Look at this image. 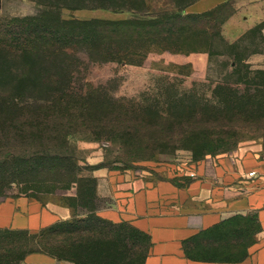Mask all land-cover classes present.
<instances>
[{
  "label": "rangeland",
  "instance_id": "rangeland-1",
  "mask_svg": "<svg viewBox=\"0 0 264 264\" xmlns=\"http://www.w3.org/2000/svg\"><path fill=\"white\" fill-rule=\"evenodd\" d=\"M119 1H0V207L7 203L2 212H8L22 197L76 203L72 172L93 176L97 195L91 206L118 224V261L141 264L148 235L127 215L121 221L106 216L119 207L115 187L167 179L185 186L199 164L207 163L210 176L212 161L242 144L264 150V0H230L209 9L191 32L174 34L159 26L147 33L126 31L121 50L108 46L111 35L93 28L91 20L146 15L72 8L140 0ZM148 1L149 15L156 16L169 0ZM218 2L199 0L189 6L196 12L188 7L186 13L206 12ZM48 91L69 100L58 107L60 114L93 106L112 121L110 129L126 136L90 141L66 135L77 128L61 118L53 130L20 129L25 118L45 110ZM70 99L79 102L68 105ZM17 237L23 235L0 227V262L26 253L22 247L7 251Z\"/></svg>",
  "mask_w": 264,
  "mask_h": 264
},
{
  "label": "crops",
  "instance_id": "crops-1",
  "mask_svg": "<svg viewBox=\"0 0 264 264\" xmlns=\"http://www.w3.org/2000/svg\"><path fill=\"white\" fill-rule=\"evenodd\" d=\"M226 1L219 0L203 11ZM212 162V175L203 162L182 187L168 179L115 187L119 207L106 216L115 214L121 221L120 215H127L149 236L142 264H264L263 147L242 144L234 154ZM6 204L0 207V227L36 231L72 216L65 205L25 197L2 212ZM25 262L71 264L41 253L28 255Z\"/></svg>",
  "mask_w": 264,
  "mask_h": 264
},
{
  "label": "trees",
  "instance_id": "trees-1",
  "mask_svg": "<svg viewBox=\"0 0 264 264\" xmlns=\"http://www.w3.org/2000/svg\"><path fill=\"white\" fill-rule=\"evenodd\" d=\"M117 3H120L119 0ZM127 1V0H122ZM169 0L164 4L165 10L162 15L150 16L148 0H140L138 3H131L128 1L126 4H93L88 6H75L73 9L80 8H105L111 10H129L135 14L143 15L146 18H131L126 20H105V19H94L91 20L93 28H101L103 33L111 35L112 39L106 43L108 46H114L116 48H123L120 43V36L122 33L141 31L147 33L148 30L159 26L160 30L164 32L178 33V32H191V27L202 24L203 18L210 14L206 11L203 13H186V9L193 5L199 0ZM230 0L223 2L213 9L219 10L224 7ZM173 2L172 7L167 9ZM58 14H60L58 12ZM61 23H67L59 19ZM87 23V22H86ZM151 23H155L152 24ZM77 24V23H76ZM78 30V29H77ZM133 41L128 42V46H131ZM111 53V52H110ZM48 99L47 103L43 106L45 110L40 113L37 111L33 113L32 117L25 118L28 121L26 124L21 125V128H30L31 130L36 128H47L53 130V127L58 124V119L68 120L67 125L77 128L73 133L85 140L97 141L102 139L116 140L118 138H124L126 134L116 133L112 129L111 120L108 117L103 118L99 116L97 111L91 107L83 106L80 111H75L73 115L60 114L58 107L65 105L63 101H69L62 95H58L56 98L55 92H47ZM55 94V95H54ZM72 100V99H70ZM73 103L68 102V105L78 104L79 100H72ZM76 101V102H74ZM16 104H21L16 100H13ZM63 102V103H58ZM52 104V105H51ZM20 110L23 112L22 108ZM46 113L44 116L43 114ZM57 114V115H56ZM60 114V115H58ZM127 133H130L127 130ZM81 135V136H80ZM5 157V155H2ZM74 186L77 187L78 191L74 197L75 202H70V199L66 203H62L69 207L72 211V216L68 219H61L55 223L42 227L36 231L30 229H11L16 231L23 237H17L14 244L7 248L15 249L22 247L26 249V253L18 259L7 260L5 257L4 261L0 264H26L25 259L28 255L34 253L45 254L58 262H68L71 264H118V256L121 251H118L119 239L115 235V228L118 224L112 221L102 218L97 215L93 205V200L97 195V181L93 176H84L77 171L72 172ZM185 183L190 181V178L186 179ZM178 186L180 185L176 180H172ZM85 183V184H84ZM25 236V238H24ZM149 237V236H148ZM23 238V239H22ZM121 245V244H120ZM150 245V242H149ZM9 249V250H8ZM149 249V247H148ZM141 261V264L146 256V253ZM122 254V253H121ZM121 262H119L120 264Z\"/></svg>",
  "mask_w": 264,
  "mask_h": 264
},
{
  "label": "built area",
  "instance_id": "built-area-1",
  "mask_svg": "<svg viewBox=\"0 0 264 264\" xmlns=\"http://www.w3.org/2000/svg\"><path fill=\"white\" fill-rule=\"evenodd\" d=\"M254 174V172H251L250 173V175H253ZM191 176H194V173H191Z\"/></svg>",
  "mask_w": 264,
  "mask_h": 264
},
{
  "label": "water",
  "instance_id": "water-1",
  "mask_svg": "<svg viewBox=\"0 0 264 264\" xmlns=\"http://www.w3.org/2000/svg\"><path fill=\"white\" fill-rule=\"evenodd\" d=\"M1 1V0H0Z\"/></svg>",
  "mask_w": 264,
  "mask_h": 264
}]
</instances>
